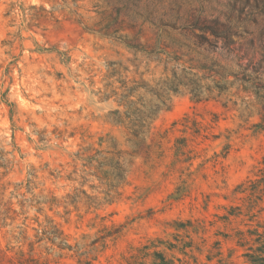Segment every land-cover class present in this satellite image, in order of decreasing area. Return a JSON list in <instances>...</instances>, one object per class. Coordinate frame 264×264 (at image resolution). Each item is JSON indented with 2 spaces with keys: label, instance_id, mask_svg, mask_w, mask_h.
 <instances>
[{
  "label": "clouds",
  "instance_id": "9594fccd",
  "mask_svg": "<svg viewBox=\"0 0 264 264\" xmlns=\"http://www.w3.org/2000/svg\"><path fill=\"white\" fill-rule=\"evenodd\" d=\"M0 264H264V0H0Z\"/></svg>",
  "mask_w": 264,
  "mask_h": 264
}]
</instances>
